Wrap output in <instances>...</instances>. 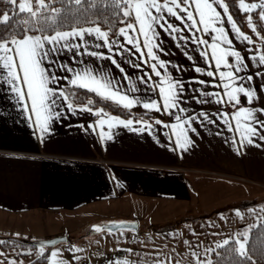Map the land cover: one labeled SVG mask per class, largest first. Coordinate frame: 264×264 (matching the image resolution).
I'll return each instance as SVG.
<instances>
[{
  "label": "crops",
  "instance_id": "obj_1",
  "mask_svg": "<svg viewBox=\"0 0 264 264\" xmlns=\"http://www.w3.org/2000/svg\"><path fill=\"white\" fill-rule=\"evenodd\" d=\"M247 1L257 3L258 7L251 13L241 10L242 16L251 14L252 22L260 24L261 34L257 35V25L255 30L246 29L243 18L239 24L229 8L228 12L239 28L251 37V44L236 37L227 14L218 0H213L224 17L225 28L234 38V46L245 54L246 59L249 48L261 51L260 44L264 43V19L260 17L264 7L259 6L264 0ZM236 4L239 7L237 0ZM129 22L135 23L134 15L124 24ZM173 22L181 23L174 18ZM124 24L108 36L109 41L115 37L124 45L119 33ZM87 27L91 26L76 28ZM181 27H184L182 23ZM158 31L163 37L158 42L167 49L166 52L154 49L158 55L187 66L177 71L169 64L173 78L186 80L188 76L199 75L205 80L212 79L206 74L195 73L192 61L184 54L188 51L196 64L207 67L195 43L185 45L181 40L179 43L183 46L178 47L174 36L167 35L159 27ZM199 34L209 40L212 35L211 32ZM183 35H189L186 28ZM84 39L91 42L95 37L85 33ZM78 41L79 37L70 40ZM140 44L144 58L149 59L142 36ZM89 47L108 53L102 39L90 43ZM126 47L131 52L123 55L113 52L112 55H116L128 73L127 79L110 59L83 53V48H60L53 67L63 77L68 73L60 69V61L74 67L91 66L97 75L114 77L120 90L128 95L144 101L158 99V84L152 88L140 79L144 70L151 72L152 61L149 59L148 64L139 67L142 63L140 52L131 44ZM77 52L83 53L77 57L83 64L73 63L71 58ZM248 70L257 72L259 68L249 61ZM144 79L148 77L144 76ZM158 80L153 73L151 81ZM5 81L6 73L0 69V237L26 242L63 235L65 240L62 242L66 241L67 247L72 240L79 248L75 252L78 259L69 258L64 264H124L125 261L128 264H210L211 250L227 240H245V233L248 234L264 210L259 201L264 198V140L254 135L251 138L254 143L248 139L241 143L235 121L232 120L233 126L229 129L213 115L221 107L231 113L234 109L230 104L215 103L210 96H201L199 91L187 93L208 102L184 101L190 111L181 116L196 111L202 123L201 126L193 120L197 131H189L192 142L186 149L176 148L175 137L171 141L168 139L170 127L157 123V118L168 124L174 122L175 110L170 113L145 109L141 104L128 108L105 97L131 112L147 114L151 118L120 116L131 119L133 124L126 126L112 121L110 129L104 125L110 136L101 139L100 125L96 124L102 119L100 113L80 109L69 112L64 107L66 114L49 121L51 131L46 132L41 141L38 134L33 135L32 121L26 118L27 112L18 106V97L10 93ZM251 83L257 86L260 99L250 106H264V89L259 87L264 84V77L254 76ZM60 86L64 88L71 84L69 80L61 79ZM192 87H199L205 93L212 90L210 84L197 86L193 83ZM217 90L223 91L222 86ZM241 103L249 106L243 95ZM200 109L215 123L205 120ZM111 115L117 114L103 110L104 117ZM256 115L264 119V114L257 112ZM145 121L151 125V131L143 123ZM89 122L94 127L89 126ZM141 127L145 130H136ZM102 220H133L137 223V231L87 232L90 224ZM57 245L44 247L38 253L33 250L36 246L30 251L26 248L28 254L25 257L16 256L23 250L19 247L0 250V264H27L44 252L50 254ZM89 245H94L97 253H89Z\"/></svg>",
  "mask_w": 264,
  "mask_h": 264
},
{
  "label": "snow or ice",
  "instance_id": "obj_2",
  "mask_svg": "<svg viewBox=\"0 0 264 264\" xmlns=\"http://www.w3.org/2000/svg\"><path fill=\"white\" fill-rule=\"evenodd\" d=\"M10 2L14 3V0H10ZM37 2L41 5L44 4V0H37ZM123 2L127 5L122 9L123 15L125 17L134 15L135 18V23L129 22L119 29L124 45L115 37L109 41L108 33L102 31L98 25L87 28L73 27L68 31H55L52 34L44 35L25 34L22 38L13 36L11 40L0 39V69L6 73L5 82L9 85L10 93L18 97V106L27 112L26 118L32 121L34 136L38 134L41 141H43L46 132L51 131L49 121L65 115L66 113L63 112L64 107H67L69 112L80 109L100 113L102 119L97 120L96 124L100 125L101 139L110 136V132L105 131L104 125H107L110 129L112 121L126 126L133 124L131 119L125 120L117 115L104 117L102 109L96 108L93 110L88 104L73 105L64 88L60 86V81L63 79L69 80L72 86L94 91L98 95L110 98L128 108L141 104L145 109L168 111L170 113L175 110L174 122L168 124L157 118V123L170 127L171 135L168 136V139L171 141L174 136V142L178 149H186L192 142L188 133L189 131L193 133L197 131V128L193 125V120L202 126L200 115L196 111H192L191 115L181 116V113L190 111L185 106L184 101L195 100L198 104L208 102L201 100L198 96H188L187 93L190 90L192 92L199 91L201 96H210L215 103L232 105L234 111L231 113L221 107V110L214 111L213 115L227 125L229 129L232 128V120H234L235 130L239 133L241 143L245 139L254 143L255 141L251 139L254 135L264 140V135L261 134L264 133V119L256 115L257 112L264 114V106L259 104L255 107L250 106L254 100L260 99L257 95V86L251 82L254 76L264 77V51H253L249 48L246 59L245 54L234 46V38L229 35L228 30L225 28L224 17L217 10L213 0H123ZM218 2L223 8V12L227 14V21L230 23L236 37L251 44V37L239 28L233 16L228 12V4L224 0H218ZM259 6L264 7V4ZM257 7V3H246L245 0H239V8L242 11L251 13ZM19 8L28 10L35 15L31 4L26 2V0H20ZM36 12H39V9H36ZM260 17L264 19V11L260 12ZM173 18L180 21L184 27H181V23H174ZM8 20L9 15L5 11L0 16V21ZM247 20L250 27L255 30L256 24L252 22L251 14L248 15ZM158 27L167 35L174 36L178 47L183 46L179 43L181 40L184 41L185 45L189 42L195 43L200 55L204 57L207 67L196 64L195 58L188 51L184 54L192 61L195 73L206 74L212 79L205 80L199 75L188 76L186 80L173 78L172 73L168 69L169 64H172V67L177 71L187 66L167 61L161 58L157 51L154 50L167 51L158 42L163 39ZM184 28L187 29L188 36L183 35ZM209 32L212 33L210 40L199 34H207ZM85 33L94 36L95 39L91 42L85 40ZM176 33H180V35L176 36ZM140 36L143 37V45L147 50V57L152 61L151 72L144 70V75L140 79L152 88L157 87L158 84V99L152 98L144 101L128 95L120 90L119 83L114 82V77L97 75L91 66L74 67L64 61H60V69L67 72L68 75L61 77L54 70L53 64L60 48L64 50L83 48V53L110 59L127 79L128 73L116 59V55L131 52V49L126 47L127 44H131L140 52L142 63L138 66L143 68L144 64H148L149 59L144 58V49L141 48ZM76 37H79L78 42H70ZM101 39L103 40V45L108 49V53L93 51L89 47L90 43L95 44L96 41ZM113 52L116 55H112ZM83 53L77 52L71 58L74 64H83V61L77 60V57ZM229 57H231V60ZM249 61L258 67L259 71L250 72L248 70ZM213 65L215 71L213 70ZM161 68H163V72H161ZM153 73L159 77L158 82L151 81ZM240 73H243V75ZM217 75L218 80L216 79ZM144 76H147L148 79L145 80ZM246 81L248 82L247 84L245 83ZM185 83L188 85L187 88H185ZM193 83L197 86L210 84L212 85V90L205 93L199 87L193 88ZM221 86L223 91H218L217 89ZM259 87L264 89V84L259 85ZM242 95L246 98L249 106L241 103ZM237 105L240 106L237 107ZM199 112L205 120L215 123L203 109H200ZM80 123L82 124L83 122ZM143 123L151 131V125L146 121ZM89 126L94 127L92 122H89ZM136 130L144 131L145 129L141 127ZM233 140H235V137H233ZM169 147L171 148V145ZM102 227L103 225L101 224L92 225V228L97 231ZM109 230H111L110 227ZM245 236L247 237V233H245ZM222 243L226 244L227 241ZM236 243L238 244L237 251L239 254L245 255L246 241L237 239ZM72 249H75L74 245ZM41 250L43 251V249ZM57 251V249H53L52 255H56ZM74 258L78 259V257ZM124 264H128V261H125Z\"/></svg>",
  "mask_w": 264,
  "mask_h": 264
},
{
  "label": "trees",
  "instance_id": "obj_3",
  "mask_svg": "<svg viewBox=\"0 0 264 264\" xmlns=\"http://www.w3.org/2000/svg\"><path fill=\"white\" fill-rule=\"evenodd\" d=\"M224 1L235 20L242 24L243 12L236 0ZM126 6L123 0H44L38 8L39 12L34 11L33 15L17 9L9 0H0V16L5 11L9 15L8 21H0V39L11 40L13 36L21 37L29 33L44 35L73 27L97 25L112 36L119 26L132 19V16L123 15L122 9ZM256 25L261 34L260 24ZM260 50L264 51V43L260 44ZM64 90L73 104H88L90 108H101L123 117L151 118L147 114L131 112L83 87L71 85L65 86ZM245 241V255L239 254L238 244L233 239L216 246L210 252V264H264V210L248 231ZM17 247L23 250L16 256L25 257L28 254L26 247L32 246L16 238L0 237V250ZM27 264H47V254L44 252Z\"/></svg>",
  "mask_w": 264,
  "mask_h": 264
},
{
  "label": "rangeland",
  "instance_id": "obj_4",
  "mask_svg": "<svg viewBox=\"0 0 264 264\" xmlns=\"http://www.w3.org/2000/svg\"><path fill=\"white\" fill-rule=\"evenodd\" d=\"M10 1V0H9ZM26 2H29L30 4H31V7H32V10H33V12L34 11H36V9H38L40 6H41V4H39L38 2H37V0H26ZM245 2L246 3H252V2H250V1H247V0H245ZM13 3V2H12ZM19 3H20V0H14V3L13 4H15V6H16V8L17 9H19V10H21L20 8H19ZM237 3H238V5H239V0H237ZM26 11H28V10H26ZM2 16V15H1ZM247 15L246 14H244L243 16H242V18H243V23H244V25H245V28L246 29H249V27H250V25H249V22H248V20H247ZM260 191V190H259ZM259 201H261V203H263L262 205H264V198H260L259 199ZM121 210V208H119V211ZM103 234H107V233H103ZM71 237L73 238V233H72V235H71ZM98 238H101V237H98ZM87 240H89V239H86V241ZM85 242V241H84ZM66 241L65 242H61V243H58V247H56V249L58 250L57 251V253H56V255H52V252L50 253V254H48L47 255V264H64L65 262H66V260H68L69 258H73V257H76L77 256V254L75 253L76 252V250L77 249H79V248H77L75 245H74V242L71 240V241H69L68 242V247H67V245H66ZM75 246V249L73 250L72 249V246ZM27 248V251H30V250H32L33 248L32 247H26ZM64 248V249H63ZM41 249H43L44 250V247L43 246H36V247H34V249L33 250H37V252L36 253H38L39 251H41ZM88 252L89 253H91V252H94V253H97L96 252V247L94 246V245H89L88 246ZM31 254H32V252H31ZM34 255H35V253H34ZM34 257V256H33ZM32 257V258H33Z\"/></svg>",
  "mask_w": 264,
  "mask_h": 264
},
{
  "label": "water",
  "instance_id": "obj_5",
  "mask_svg": "<svg viewBox=\"0 0 264 264\" xmlns=\"http://www.w3.org/2000/svg\"><path fill=\"white\" fill-rule=\"evenodd\" d=\"M94 224H101L103 227L99 231H116V230H132V231H137V223L136 221L133 220H102L98 222H94L90 224L88 227L87 232L89 233H94V232H99L95 229L92 228V225ZM109 227L111 230H109ZM65 240V236L59 235V236H54L48 239H42V240H28L26 241L27 244L31 246H43V247H51L53 245H56L62 241ZM25 242V241H24Z\"/></svg>",
  "mask_w": 264,
  "mask_h": 264
}]
</instances>
